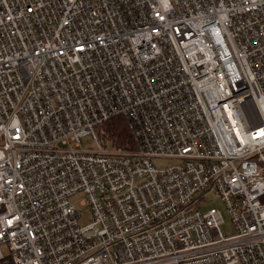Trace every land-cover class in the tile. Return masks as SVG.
Returning a JSON list of instances; mask_svg holds the SVG:
<instances>
[{"label":"built area","instance_id":"2783aa9c","mask_svg":"<svg viewBox=\"0 0 264 264\" xmlns=\"http://www.w3.org/2000/svg\"><path fill=\"white\" fill-rule=\"evenodd\" d=\"M0 264H264V0H0Z\"/></svg>","mask_w":264,"mask_h":264},{"label":"rangeland","instance_id":"374dc122","mask_svg":"<svg viewBox=\"0 0 264 264\" xmlns=\"http://www.w3.org/2000/svg\"><path fill=\"white\" fill-rule=\"evenodd\" d=\"M83 141H84L83 146L85 147H89V146L95 147L96 146V145L95 146L93 145L94 142H93L91 135L85 136L83 138ZM108 147L114 148V146H112L109 143H108ZM179 161H180L179 159L169 158V157L154 159V162L158 167H166L168 165L175 164ZM82 198H83V194L78 192L71 197V200L73 203L76 204V206H78L80 210V221L82 223H86L91 219L92 214L89 209V206L81 203ZM200 206L202 209H208L211 207L218 208L222 212V216L224 219L223 223L221 224L222 232L227 235L233 234L235 232V226L228 212L227 206L225 202L221 199V197L215 191L208 192L205 196V202L202 203Z\"/></svg>","mask_w":264,"mask_h":264},{"label":"trees","instance_id":"16d2710c","mask_svg":"<svg viewBox=\"0 0 264 264\" xmlns=\"http://www.w3.org/2000/svg\"><path fill=\"white\" fill-rule=\"evenodd\" d=\"M100 127L105 134L102 138L114 147L137 149L138 141L131 129L130 121L123 115L113 116L103 122Z\"/></svg>","mask_w":264,"mask_h":264}]
</instances>
